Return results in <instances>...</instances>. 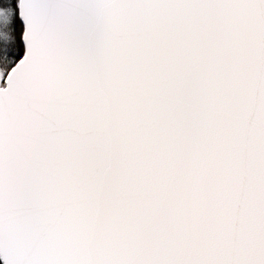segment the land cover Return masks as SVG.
I'll use <instances>...</instances> for the list:
<instances>
[{
	"label": "snow or ice",
	"instance_id": "snow-or-ice-1",
	"mask_svg": "<svg viewBox=\"0 0 264 264\" xmlns=\"http://www.w3.org/2000/svg\"><path fill=\"white\" fill-rule=\"evenodd\" d=\"M0 264H264V0H0Z\"/></svg>",
	"mask_w": 264,
	"mask_h": 264
}]
</instances>
